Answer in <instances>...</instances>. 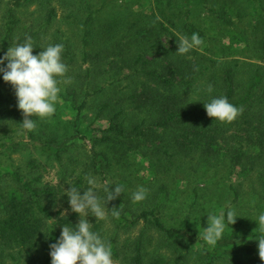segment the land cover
I'll use <instances>...</instances> for the list:
<instances>
[{
	"label": "trees",
	"instance_id": "16d2710c",
	"mask_svg": "<svg viewBox=\"0 0 264 264\" xmlns=\"http://www.w3.org/2000/svg\"><path fill=\"white\" fill-rule=\"evenodd\" d=\"M107 1L103 0L97 10L88 6L81 22L79 54L70 48L62 51V59L71 69L70 84L66 91L72 96L71 106L77 109L76 133L61 142L46 140L45 145L59 156L68 149L76 135L84 140L89 136L91 155L86 169L82 171L83 174L100 177L102 183L108 182L109 188L115 184L124 186L120 196L106 202V208L115 215L119 228L129 230L142 224V229L135 238L128 236L122 244L119 243L117 232L110 237L114 264H168L164 257H147L144 225L155 228L174 241L186 235L189 241L186 240L187 243L193 244L190 246H198L199 253L207 260V264H247L237 252L257 251L258 247L250 246L245 239L246 237L256 243V239L260 237L257 232L239 233V236L235 229H232L214 246L209 245L193 233L188 225L180 228L168 226L161 219L158 206L162 203L163 196L151 209L141 207L142 210L138 214H132L129 211L131 198L127 196L125 184L121 180L116 183L113 180L108 181V173H111L115 166L119 168L118 171H125L126 158L131 151L150 161V157H154L152 162L157 165V172L160 173L173 170L177 158L183 154L193 156V160L196 159L198 163L210 162L222 155L221 141H227L224 131L239 129L246 132L248 144H255L257 151L248 152L242 143L228 146L224 154L229 163L234 166L240 164L242 168L256 171L263 178L264 35H257V32L253 35L252 42L257 43L261 60L253 61L250 58L254 52L247 48L250 41L232 26L233 21L224 12H219L208 0H180V26L173 17H166L165 20L155 22L156 24L147 23L143 18L144 22L133 25L130 30L118 36L114 43L105 42L106 45L102 47L98 46V40L93 37L92 24L95 14L99 9L106 7ZM248 2L255 9L261 6V0ZM192 5L207 9V19L217 23L220 29L224 25L227 28L214 34L201 53L193 49L189 53L180 54L176 50L181 35L190 37L193 32L198 33L200 37L205 35L203 29L193 21L190 13ZM50 16L47 17V22L50 21ZM5 19L0 31V55L7 51L10 43H15L13 7L7 9ZM253 23L254 26L258 25L255 21ZM162 33L171 36L172 45L166 46L160 42ZM218 36L222 38L219 39ZM223 36H227L228 43L222 41L225 38ZM25 38L22 36L19 42H24ZM131 41H135L136 47L130 44ZM235 43L247 49L248 56L237 57L236 52L229 50ZM33 46L35 52L44 48L40 43ZM255 55L258 57V54ZM123 67L131 71L128 77L132 81L126 84L127 90L122 91L124 86L120 85L112 90L109 88L111 94L105 96L101 104V109L111 111L109 124L104 128L89 125L81 127V110L87 104L88 96L98 90L100 77L106 74L111 77L113 72L121 71ZM115 81L113 78L108 85H115ZM4 83L0 74V122L5 111H11L13 119L20 122L24 117L17 107L14 89L9 90L7 99ZM208 84L212 85L211 93L206 91ZM80 93L83 96L81 101L77 99ZM213 96L227 97L233 105L242 108L241 113L229 123L209 117L203 102H208ZM36 118L32 117L33 120ZM233 136L236 137L231 134L230 139ZM6 172L13 177L18 189L10 195L3 194L0 190V263L8 257L16 261L24 257L29 263L30 260L36 259L35 253H39L41 256L37 258L40 260L37 264H51L49 245L59 237V229L63 226L75 228L78 223L75 219L79 214L73 212L71 215H61V210L56 214L52 213L47 201L50 197L59 195L58 193L63 194L62 188L50 191L49 188L39 187L34 179L22 177L14 170L6 169ZM2 174L0 164V176ZM122 175L124 178L125 175ZM261 180L264 189V178ZM73 184L74 188L81 189V192L83 188L88 187L83 175L76 177ZM157 189L156 195L153 196L154 201H157L158 193L165 191V182L161 180ZM238 196L239 192L235 191V198ZM100 197L102 200L106 198L103 190ZM237 236L245 243L235 245ZM186 254L187 252H179L169 264H185ZM256 259L260 264H264V260L258 256Z\"/></svg>",
	"mask_w": 264,
	"mask_h": 264
},
{
	"label": "rangeland",
	"instance_id": "374dc122",
	"mask_svg": "<svg viewBox=\"0 0 264 264\" xmlns=\"http://www.w3.org/2000/svg\"><path fill=\"white\" fill-rule=\"evenodd\" d=\"M208 1L219 12H224L233 21L232 26L250 41V46L247 48L254 52L250 59L256 62L261 61L258 45L252 41L255 32L257 35H264V0H261V6L258 9H255L248 0ZM102 2L103 0H31L30 2L26 0H0V31L5 24L7 9L13 7L15 12V29L13 31L15 43H10L9 47L15 46L20 38L25 36L31 38L33 45L40 43L41 47H46L48 44L59 43L63 45V51L70 48L79 54L82 35L81 22L86 15L87 8L91 6L92 10H97ZM179 4L180 0H108L106 7L99 9L95 14L92 24L93 37L98 40V46L104 47L105 42L114 43L123 32L130 30L133 25L144 22L143 18L147 23L156 24L155 22L165 20L166 17H173L180 26ZM190 10L193 21L203 29L205 34L201 37L203 43L200 46V52L210 42V38L214 34L219 33L220 30L224 31L227 26H221L222 29H220L217 23L207 19L209 12L203 7L192 5ZM48 16H50L49 22H47ZM254 21L258 25L254 26ZM223 37L225 38L222 41L228 43L227 36ZM218 38L221 39L222 37L218 36ZM159 40L166 46L172 45L171 36H168L167 33H162ZM130 44L136 47L135 41H131ZM40 50L38 49L37 52L33 50V54ZM229 50L236 52L237 57L248 56V50L236 43L232 44ZM255 54H258V57ZM63 62L65 63V61ZM67 68L66 76L70 78V66ZM130 72L129 69L123 67L121 71L113 72L111 77L108 74L100 77L98 90L88 96L87 104L81 110V127L89 125L104 128L109 124L111 111L101 109V104L105 100V96H109L112 88H116L117 85L124 86L123 90H120H127L126 84L132 81L128 77ZM113 78L117 81H115V85H108ZM69 84L70 81L64 83L63 78H61L60 101L56 105L55 113L49 118L40 119L37 117L34 120L36 123L34 130L23 128L22 119L20 122H16L11 111H5L0 122V164L3 170V174L0 176L1 193L10 195L17 191V183L6 172V169L14 170L22 177L34 179L41 188H49L50 191L62 188L63 194L58 193L59 195L50 197L47 201L52 213L56 214L61 210V215H71L74 212L70 208L68 196L64 197L67 194L65 190L70 188V185L74 188L73 180L76 177L88 176L82 171L86 169V164L91 155L89 136L86 137L85 141L76 135L68 149L61 152L59 156L53 153V149L45 145L46 140L61 142L76 133L77 109L70 104L72 96L66 91ZM103 86L105 87L103 88ZM3 87L8 99L10 94L8 92L11 91L12 86L5 82ZM82 98V93H80L77 99L81 101ZM224 134L227 141H221L222 155L210 162L198 163L196 159L193 160L192 155L190 157L183 154L177 158L173 170L169 173H160L157 172V165L152 162L154 157H150V161L137 152L131 151L126 158L127 169L118 171L119 168L115 166L112 172L108 173V181L113 180L116 183L121 180L125 184L127 196L131 198L129 204L131 210L129 209V211L132 214H138L142 210L141 207L151 209L163 196L162 203L158 206L161 219L168 226L180 228L188 225L193 233L203 238V227L207 226V215H219L225 209L226 204H229L239 216L236 217L232 225L226 224L223 236L232 229H235L239 236L241 235L239 233L255 232L262 236L264 233L257 227L254 219L259 213L264 212V189L261 180L264 177L261 178L256 171L242 168L240 164L234 166L229 163L224 154L228 146H237V144L243 143L248 152H256L257 147L253 143L248 144L246 132L243 130L231 129L224 131ZM231 134L236 135V137L233 136L230 139ZM122 174L125 175L124 178ZM98 180L101 182L100 177ZM161 180L165 182L166 189L158 193L157 201H154L153 196L156 195ZM101 184L103 185L102 182ZM137 186H143L147 189L146 198L138 202L132 198V193L137 190ZM235 191L239 192L237 198H235ZM105 210L106 219L96 220L93 215L87 216V219L92 223V230L98 232L108 242L115 232L119 236V243L122 244L128 236L135 238L141 231L142 224L129 230H125L123 227L119 228L115 215L108 212L107 208ZM79 219L80 217L77 215L76 222H79ZM96 225L98 226L96 227ZM61 231L62 228L59 229V236ZM239 236L235 238V245L245 243ZM144 237L147 257H164L169 264L179 252L183 251L187 252L185 264H207V260L199 253L198 246H190L191 243H187L186 235L174 241L155 228L144 225ZM245 239L248 244H251L250 246L258 245L257 239L256 243L246 237ZM254 251V253L245 251L237 253L241 254L247 264H260L259 261H256V256L260 258L258 248L257 251ZM35 256L36 259L30 260L29 263L24 257L19 258L18 261L8 257L0 264H37L40 261L37 258L41 255L35 253Z\"/></svg>",
	"mask_w": 264,
	"mask_h": 264
},
{
	"label": "clouds",
	"instance_id": "9594fccd",
	"mask_svg": "<svg viewBox=\"0 0 264 264\" xmlns=\"http://www.w3.org/2000/svg\"><path fill=\"white\" fill-rule=\"evenodd\" d=\"M202 43L198 33L193 32L190 37L181 35L176 51L186 54L193 49L199 50ZM34 48L28 37L24 42L8 47L0 55V74L14 89L17 107L24 117L21 125L27 130H34L36 127L33 116L44 119L55 113L60 101L61 78L64 83L70 81L66 76L67 65L62 60V44H48L36 54H33ZM206 91L212 92L211 84L207 85ZM203 105L209 117L225 123L232 122L242 111V108L233 105L225 96H213L208 102H203ZM86 182L88 187L83 188V192L71 185L65 190L71 210L78 213L80 219L75 228L63 226L60 236L49 245L51 264H114L110 243L92 230V223L87 216L93 215L96 220L106 219V202L120 196L124 186L115 184L109 188L107 181L102 185L92 175L86 177ZM101 190L106 194L103 200L100 197ZM146 195L147 189L137 186L132 198L138 202L144 200ZM238 216L229 204H226L221 214L207 215L203 239L214 246L222 239L226 224L232 225ZM254 220L264 233V212L259 213ZM257 240L258 254L264 260V235Z\"/></svg>",
	"mask_w": 264,
	"mask_h": 264
}]
</instances>
